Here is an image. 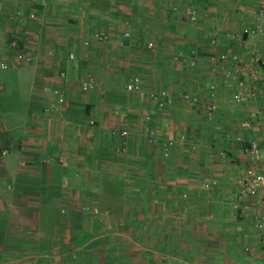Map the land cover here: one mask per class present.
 I'll return each instance as SVG.
<instances>
[{"label":"crops","instance_id":"1","mask_svg":"<svg viewBox=\"0 0 264 264\" xmlns=\"http://www.w3.org/2000/svg\"><path fill=\"white\" fill-rule=\"evenodd\" d=\"M257 12V0H0V264H264V182L246 196L238 185L247 169L264 176V35L243 34ZM228 47L239 62L214 66ZM236 68L256 99L234 100ZM87 73L97 87L84 94ZM55 88L66 103L50 113ZM155 128L188 141L165 154L148 142Z\"/></svg>","mask_w":264,"mask_h":264},{"label":"built area","instance_id":"2","mask_svg":"<svg viewBox=\"0 0 264 264\" xmlns=\"http://www.w3.org/2000/svg\"><path fill=\"white\" fill-rule=\"evenodd\" d=\"M258 1V12H257V27L254 29H248L245 28L243 30L244 35H248L250 33L256 34L263 36L264 35V0H257ZM185 15L187 18L192 22L193 24L197 23L199 21V13L192 7H187L184 11ZM21 17V16H20ZM29 18L33 19L35 18V14L31 13L29 15ZM130 33L126 32L124 34V38H129ZM96 39L98 40H105L106 37L104 35H96ZM230 39L235 41L236 40V35L235 34H230ZM212 45H216L218 43V40L216 37H212L210 40ZM88 45L89 42H86ZM11 47L16 48L18 46L17 41L14 40L11 42ZM147 49L148 50H154L155 49V43L153 41L148 42L147 44ZM70 58L74 59L75 55L72 53L70 54ZM182 59L185 63H187L191 68L196 67V60L195 56H192L191 58H188L187 56H182ZM16 60L19 62H31L32 58L31 56H26L22 52H18L16 55ZM228 61H233L235 63L239 62V57L236 55V52L232 47H228L226 51L223 54L213 56L211 58V62L214 66H218L221 64H225ZM9 65L7 63H3L1 65V68L3 70L8 69ZM241 73L240 68H236V70L233 73H228L227 78L228 79H233L235 81V87H236V92L233 95V98L237 102H245L248 99H256L258 92L252 87L251 82H247L241 78H239V75ZM59 78L65 79L66 78V72H60ZM142 78L138 75H135L130 78V80L126 83L125 89L129 93H133L138 91L142 87ZM97 87V82L95 75L92 73H87L84 79L80 82V89L82 93L88 94ZM52 95L55 98V103L51 105V107L48 108V112L56 111L57 107L59 106H64L66 103V94L64 91H62L59 88H55L52 90ZM153 102L156 104L158 110L160 112L165 111L168 107L172 105V99L170 94L167 91H161L158 94H153L152 96ZM181 98L188 102L191 105H196L198 103V98L194 96L193 94L184 92L182 93ZM207 110L209 112V120L212 121L213 119V114L216 110V106L213 104H208ZM148 121L150 120V117H147ZM89 124L91 126H94L96 124L95 120H90ZM146 133L148 134V142L153 145V146H161L162 150L165 152V154L169 153L170 150L173 148H176L180 145L186 144L188 139L185 135H180L177 138H169L166 140H162L160 136V131L155 128V129H147ZM120 137L124 139L123 142L127 139L129 135V130L124 129L120 132ZM238 141H243L241 137L238 138ZM124 144V143H123ZM118 153L124 154L125 153V148L123 146L118 148ZM8 151H4L3 154H7ZM248 153L250 157L253 160H260L263 157V153L261 151V148L256 141H251L249 143L248 147ZM60 164L63 166H66V163L64 160H60ZM264 182V176L256 173L255 171L251 169H247L244 171V173L241 174L240 178L238 179V185L240 187V195L241 196H246V195H253L256 194L257 191L259 190L260 186ZM210 188V184H204L201 189L202 190H208ZM184 198H187L185 195ZM83 211L86 213H91V214H98L99 209L98 208H93L90 206H83ZM256 229L260 232V247H261V253L264 259V220H258L257 223L255 224Z\"/></svg>","mask_w":264,"mask_h":264}]
</instances>
